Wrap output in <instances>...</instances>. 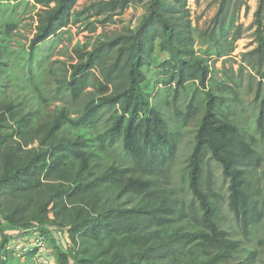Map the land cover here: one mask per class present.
Instances as JSON below:
<instances>
[{"label":"trees","instance_id":"trees-1","mask_svg":"<svg viewBox=\"0 0 264 264\" xmlns=\"http://www.w3.org/2000/svg\"><path fill=\"white\" fill-rule=\"evenodd\" d=\"M32 1L39 8L28 43L30 57L35 46L70 24L89 21L93 15L100 23L111 21L141 0H94L81 9H76L78 0ZM214 1L216 10L202 26L190 19L186 0H147L134 27L106 39L78 41L73 47L77 62L56 92L72 104L86 94L80 108L62 104L39 119L47 98L36 83V109L22 112L20 102L0 100V264H21L24 255L34 253L7 248L16 230L27 228L46 238L56 264L248 263L229 262L241 241L219 224L204 163L209 153L220 164L228 180V210L246 236L262 213L263 191L250 174L262 159L260 146L264 149V0H258L254 11L256 45L242 53L237 78H226L234 83L233 100L243 87L242 70L249 81L257 80L254 134L244 133L219 109L224 96L218 92L226 79L214 77L217 60L230 57L243 37L238 18L248 4ZM4 26L0 32L8 37L14 23ZM197 38L206 45L203 54L195 49ZM1 52L0 47V73L6 64ZM152 67L159 84H174V97L188 82H195L205 95L186 163V190L193 203L189 213L151 177L175 149L145 72ZM105 107L113 109L108 123L93 136ZM187 107V116L198 111L193 100ZM116 143L129 165L92 163Z\"/></svg>","mask_w":264,"mask_h":264},{"label":"rangeland","instance_id":"rangeland-1","mask_svg":"<svg viewBox=\"0 0 264 264\" xmlns=\"http://www.w3.org/2000/svg\"><path fill=\"white\" fill-rule=\"evenodd\" d=\"M91 1L94 0H78L76 9L83 8ZM246 1L248 9L245 11L242 8L238 18L245 29L243 37L237 40L236 47L230 57L217 60V73H213L217 80L226 79L230 75L237 78L236 73L242 53L251 50L256 45L253 20L258 0ZM146 3L147 0L137 1L131 4L126 11L114 16L113 20L104 23L98 22L93 15L89 18L91 21L89 28L84 25L89 21L70 24L40 45L35 46L33 56L30 57L28 43L35 32L37 24L35 12L39 5L34 6L32 0L1 1L0 31L5 29L4 25L7 22L14 23V28L8 37H4V34L0 32L1 56L6 61L5 69L0 73V100L20 102L19 109L22 112L30 108L36 109L39 106L33 85L36 83L47 98V101L42 105L43 115L39 119L47 118V114H52L56 107L62 104L69 105L73 109L80 108L84 98L87 97L86 94L77 104H72L64 103L65 97L56 92L61 79L67 78L70 65L77 62L73 50L74 45L78 41L81 43L88 40L94 42L99 37L106 39L115 33L124 32L128 28L134 27L143 15ZM216 6L214 0H186L189 17L198 26L208 22L215 12ZM92 26H95V29L91 30ZM195 49L203 54L206 45L202 39H196ZM93 71L95 75H99L98 70ZM145 72L153 85V99L160 106L175 141L173 153L167 155L168 158L162 165L157 166L151 173V177L154 179V184L162 188V191L167 192L171 198L179 199L183 203L186 213H189L193 203L190 193L186 190V163L194 143L195 129L204 109L205 95L197 89L195 82H188L186 88L180 89L174 97V84L168 86L159 84V74L156 68H145ZM239 74L242 76L239 77L242 78L241 86L243 87L235 96L237 99L234 97L233 100L231 89L234 86L233 81L226 79L222 91L218 92L224 96L223 101L219 104V109L232 118L244 133L254 134L256 133L254 120L257 101H254L253 97L257 80L249 81L245 69ZM88 90H93V87H89ZM165 99L169 100V104H166ZM190 100H193V103L198 106V111L194 116L186 115ZM112 110V108L105 107L96 129L93 131V136L104 130ZM36 144L35 142L34 145ZM260 155L262 159L258 168L251 172L250 177L263 191V197L260 200L261 219L246 236L243 235L241 226L228 210V180L224 178L220 164L210 157L209 153L205 156L204 180L209 179L211 188L215 192L213 197L219 208V224L229 231L232 238L241 241V248L234 253L229 262L248 261L247 264H264V149L262 146H260ZM101 157H104L100 159L101 162L93 159L92 163H99V167L108 165L110 162L124 166L130 164L119 143L105 150ZM48 246L52 251L51 246ZM49 255L51 256V254ZM251 255L253 256L249 259ZM21 262V264H39L35 261L33 254L24 255ZM49 263L56 264L53 260Z\"/></svg>","mask_w":264,"mask_h":264},{"label":"built area","instance_id":"built-area-1","mask_svg":"<svg viewBox=\"0 0 264 264\" xmlns=\"http://www.w3.org/2000/svg\"><path fill=\"white\" fill-rule=\"evenodd\" d=\"M7 248L22 254L32 251L35 261L39 264H50L49 262L53 260L52 256L48 254L46 238L35 228L16 230V234L10 240Z\"/></svg>","mask_w":264,"mask_h":264},{"label":"crops","instance_id":"crops-1","mask_svg":"<svg viewBox=\"0 0 264 264\" xmlns=\"http://www.w3.org/2000/svg\"><path fill=\"white\" fill-rule=\"evenodd\" d=\"M54 261V260H53Z\"/></svg>","mask_w":264,"mask_h":264}]
</instances>
